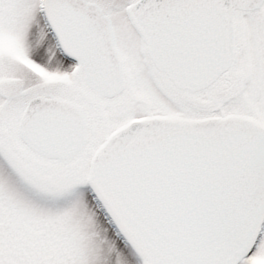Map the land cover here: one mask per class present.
Masks as SVG:
<instances>
[{
	"label": "snow or ice",
	"instance_id": "6c2138e0",
	"mask_svg": "<svg viewBox=\"0 0 264 264\" xmlns=\"http://www.w3.org/2000/svg\"><path fill=\"white\" fill-rule=\"evenodd\" d=\"M0 264H264V0H0Z\"/></svg>",
	"mask_w": 264,
	"mask_h": 264
}]
</instances>
